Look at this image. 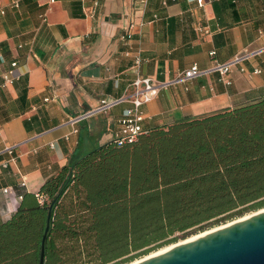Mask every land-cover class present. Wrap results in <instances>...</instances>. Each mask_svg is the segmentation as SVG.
Segmentation results:
<instances>
[{
	"label": "crops",
	"instance_id": "0c3cea01",
	"mask_svg": "<svg viewBox=\"0 0 264 264\" xmlns=\"http://www.w3.org/2000/svg\"><path fill=\"white\" fill-rule=\"evenodd\" d=\"M245 52L230 83L211 72L161 88L142 106L147 130L264 98V0H0V78L11 61L20 72L0 87V150L17 144L15 161L0 172V221L83 140L88 149L109 141L130 103L78 122V133L68 119L130 93L137 75L166 81L193 64L207 68Z\"/></svg>",
	"mask_w": 264,
	"mask_h": 264
},
{
	"label": "trees",
	"instance_id": "16d2710c",
	"mask_svg": "<svg viewBox=\"0 0 264 264\" xmlns=\"http://www.w3.org/2000/svg\"><path fill=\"white\" fill-rule=\"evenodd\" d=\"M91 147L0 221V264H38L48 215L44 264H122L264 206V98Z\"/></svg>",
	"mask_w": 264,
	"mask_h": 264
},
{
	"label": "built area",
	"instance_id": "2783aa9c",
	"mask_svg": "<svg viewBox=\"0 0 264 264\" xmlns=\"http://www.w3.org/2000/svg\"><path fill=\"white\" fill-rule=\"evenodd\" d=\"M140 2H145V0H139ZM175 0H162V4L166 5L168 2H173ZM197 2L202 5L203 0H197ZM135 22L131 20L128 23V31L133 28ZM198 31L203 33H208L209 30L207 27H198ZM211 55L214 54V51L210 52ZM246 57V52L241 53L233 57L231 60L225 63H214L213 65L207 68H200L196 64H193L187 69L179 71L176 75L166 81H157L152 79L149 76H140L137 75L135 79L131 82V86L133 90L125 95L116 98L110 99H101L97 106L94 108L85 111L79 115H76L67 122L73 125L71 129V133H78L79 129L76 126L78 122L83 121L93 115L106 112L110 108L128 101L130 106L125 108L121 115L116 120V128L113 130L112 137L109 141L114 142L117 145H122L126 143H130L135 141L140 135L146 132V129L143 127L142 122L144 120V112L142 110V106L149 101H151L154 96L158 93L161 88L167 87L168 85L177 84V83H185L191 79L196 77H200L206 75L211 72H217L220 75V79L225 83H230V71L231 68L235 65H239V63ZM141 62V58L136 56L134 58L133 67L137 70L139 64ZM241 70H244L243 67H240ZM259 70H255L254 72H258ZM20 77V72L18 70L17 61H11L10 66L1 74L0 78V87H7L15 80ZM68 134L65 135L68 138ZM17 144L6 145L1 153H7L8 157L0 160V172L3 169H6L11 162L16 159V149ZM21 186H25V181H21ZM9 188H3V192L7 194L9 192ZM21 194L18 195L19 200L21 199Z\"/></svg>",
	"mask_w": 264,
	"mask_h": 264
},
{
	"label": "water",
	"instance_id": "95a60500",
	"mask_svg": "<svg viewBox=\"0 0 264 264\" xmlns=\"http://www.w3.org/2000/svg\"><path fill=\"white\" fill-rule=\"evenodd\" d=\"M50 208V207H49ZM261 209V208H260ZM236 218L190 241H178L166 251L135 264H264V210ZM49 215L41 239L38 264L45 262Z\"/></svg>",
	"mask_w": 264,
	"mask_h": 264
},
{
	"label": "rangeland",
	"instance_id": "374dc122",
	"mask_svg": "<svg viewBox=\"0 0 264 264\" xmlns=\"http://www.w3.org/2000/svg\"><path fill=\"white\" fill-rule=\"evenodd\" d=\"M94 144H96V142L94 143ZM90 148H92V147H90ZM83 150V151H82ZM88 150V147H87V144L84 142V140H83V146L81 147V152H86ZM90 150V149H89ZM264 207V206H263ZM260 208H262V207H260ZM259 209V208H258ZM257 208H246V209H244L243 211H242V213L241 214H234V215H232V216H230V217H227V218H218L219 220H214V219H212L210 222H208L203 228H201V229H194L192 232H179V231H177V232H175L172 236H170V237H174V236H176V239L174 240V241H172V242H169V243H166V244H163V245H161V246H159V247H157V248H155V249H152V250H150L148 253H144V254H140V255H138V256H136V257H134L132 260H134V259H137V258H140V257H143V256H145V255H147V254H149L150 252H152V251H155V250H157V249H159V248H161V247H163V246H165V245H168V244H171V243H174V242H178V241H181V240H183V239H185V238H187V237H189V236H191V235H193V234H196V233H198V232H201V231H204V230H207V229H210V228H213V227H216V226H218V225H221V224H225V223H227L228 221H231V220H234V219H236V218H239V217H241V216H244V215H246V214H249V213H252V212H254V211H256V210H258ZM131 260V261H132ZM130 261H128V262H124V263H122V264H127V263H129ZM84 264H88V263H84Z\"/></svg>",
	"mask_w": 264,
	"mask_h": 264
},
{
	"label": "bare ground",
	"instance_id": "6f19581e",
	"mask_svg": "<svg viewBox=\"0 0 264 264\" xmlns=\"http://www.w3.org/2000/svg\"><path fill=\"white\" fill-rule=\"evenodd\" d=\"M263 210H264V207H262V208L260 209V211H263ZM254 212H255V211H254ZM254 212H252V213H254ZM252 213H249V214H246V215H244V216L239 217V220L244 219V218L250 216ZM228 222H230V221H228ZM218 226H219V227H222V226H225V225L221 224V225H218ZM216 227H217V226H216ZM216 227H213V228H210V229H207V230H204V231L198 232V233L193 234V235H191V236H189V237H187V238H185V239H183V240H181V241L186 242V241L193 240V239H195V238H197V237H200L201 235H204V234H206V233L212 231V230H213L214 228H216ZM176 244H177V243L174 242V243H171V244L165 245V246H163V247H161V248H159V249H157V250H155V251L150 252L149 254H147V255H145V256H143V257H140V258L134 259V260L130 261V262L127 263V264H135V263L141 261L142 259H145V258H147V257H150V256H153V255H156V254H158L159 252L166 251V250L170 249L171 247H173V246L176 245Z\"/></svg>",
	"mask_w": 264,
	"mask_h": 264
}]
</instances>
